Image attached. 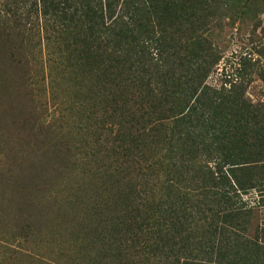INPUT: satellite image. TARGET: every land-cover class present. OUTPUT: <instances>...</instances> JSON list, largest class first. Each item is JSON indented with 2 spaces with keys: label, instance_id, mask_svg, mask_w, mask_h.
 I'll list each match as a JSON object with an SVG mask.
<instances>
[{
  "label": "rangeland",
  "instance_id": "1",
  "mask_svg": "<svg viewBox=\"0 0 264 264\" xmlns=\"http://www.w3.org/2000/svg\"><path fill=\"white\" fill-rule=\"evenodd\" d=\"M84 4L116 28L131 18L135 41L92 33L57 54L56 37L87 38L80 13L68 19ZM197 66L200 82L178 77ZM126 93L146 106V155L175 166L163 226L111 221L121 207L87 164L105 100ZM0 264H264V0H0Z\"/></svg>",
  "mask_w": 264,
  "mask_h": 264
},
{
  "label": "trees",
  "instance_id": "2",
  "mask_svg": "<svg viewBox=\"0 0 264 264\" xmlns=\"http://www.w3.org/2000/svg\"><path fill=\"white\" fill-rule=\"evenodd\" d=\"M54 5L57 7L56 4ZM55 7H51V9L55 10ZM57 8L62 12L63 9H68L69 7H63L62 5ZM77 13H80L81 15L80 18L83 21L81 22V25H83L82 28L84 30V35H86L85 37L87 38L83 37L82 39H79V37H77L78 35L71 37L69 34L65 35L67 37L66 39L63 38L65 36L62 38H55L62 41L61 52H57V54H62L64 57L66 56V59H69L71 55L76 52L74 46L81 42L86 44L90 40L92 33H97V35H95V40L99 43L100 47L103 42H111L110 39L107 38H115L116 40L123 42L124 46L125 44H130L135 41V38L127 29V26L129 25L128 23L131 22V18L130 21L125 22V25H122L121 28H116L118 24L116 17H98L96 15L95 17L92 15L94 14L93 11L89 9L87 4H84L79 6L78 9L73 8L71 10L70 16L68 17L70 22H78L76 21L77 19H74V15ZM112 52L108 53V55L105 54L104 61L101 63L102 68L109 69V66L104 62L110 57L114 60L115 55L114 53L111 55ZM132 68L133 66L130 65L126 70L129 72L128 80L133 82V86L137 85L135 79H137L140 72L135 70V68ZM203 71L204 69L198 66L194 69H183L184 74H178V77L180 76L181 78L200 82V80L203 79ZM141 74L143 75L142 72ZM154 74L157 73L155 72ZM161 76H166L164 77V80L159 83V86L162 88L160 91L162 92L166 90L167 84L178 82V79L175 78L176 74L174 73L163 74ZM165 78L170 79L169 83L166 84ZM110 90L114 93L115 88ZM173 93L175 92L173 91ZM126 95V98H122L119 95L114 98V100L110 99L109 103L108 100H105L107 105L102 109L101 116L103 123L101 127V137L104 136L103 134L107 137L105 141L103 138L95 151L90 152L88 157L90 161H92L87 164H94L92 165V174L95 176V181H97L98 184H101L102 187H105V196H110V200L106 201L105 204H109L116 208L121 207L118 210L119 215L111 219V221L116 222L121 218V221L124 222L123 219L126 218L131 223L147 225L148 223L146 222H149L155 227L163 226L161 223L163 222V215L161 214V211L163 210L160 208L161 204L159 203L161 202L160 196L162 192V184H167L168 181H171V179L165 180V178H163V176H165L164 171L166 170L165 173L171 171L174 173L175 166L172 163L164 166V158L161 156L154 160L146 155L145 152L147 148L146 145L143 144L148 136L144 132L146 128L142 125V123H148L149 121L145 110L146 106L145 103L134 100L133 95H130L129 93H126ZM186 97H188V93L187 95L182 96L183 100ZM163 101L164 100H162L161 103ZM168 104L170 107L176 108L179 103L177 101L169 100ZM164 106L165 104L163 107ZM118 109H123L122 115H120ZM114 111H119L117 117ZM110 116H112V119L109 120ZM154 120L167 121L168 117H160L159 115V117ZM131 121L134 122L135 125H140L134 127L135 130H132L131 127L127 126ZM170 140H172V138H170ZM174 141H179V139L175 138ZM182 142L181 145H183V147L188 145V148H194V145H191L193 141H190L189 144H186L188 143L186 140H182ZM154 174H156V177H151V175L153 176ZM161 178H163L162 181H160ZM152 182H155V184ZM178 185L179 183L176 181L173 182L172 188L174 192L178 193L174 198L173 204L178 203V207H181L182 204L185 205L186 199H184L183 196L186 195V193H184L186 189L181 188V191H178ZM168 187H171V185H167L163 189L167 190ZM156 209L158 210L156 211ZM129 211H131V214L128 213ZM148 211H150V215L147 214ZM181 211H184V208H182ZM135 213H140L145 217L139 218L140 220H138L135 218ZM170 213L175 212L171 211ZM184 216V214L181 218L178 216V218L172 222L174 223L173 225H180L184 220L186 221V219H183ZM187 216L189 217V213H187ZM158 231L159 229H157L155 233Z\"/></svg>",
  "mask_w": 264,
  "mask_h": 264
}]
</instances>
